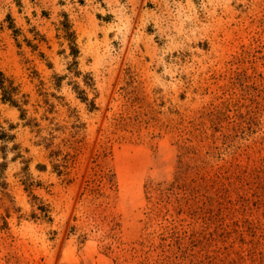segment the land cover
Here are the masks:
<instances>
[{
    "label": "rangeland",
    "instance_id": "374dc122",
    "mask_svg": "<svg viewBox=\"0 0 264 264\" xmlns=\"http://www.w3.org/2000/svg\"><path fill=\"white\" fill-rule=\"evenodd\" d=\"M0 71V264H264V0H0Z\"/></svg>",
    "mask_w": 264,
    "mask_h": 264
},
{
    "label": "trees",
    "instance_id": "16d2710c",
    "mask_svg": "<svg viewBox=\"0 0 264 264\" xmlns=\"http://www.w3.org/2000/svg\"><path fill=\"white\" fill-rule=\"evenodd\" d=\"M19 94V89L15 86L14 82L8 79L5 74L0 71V103H9L13 106L19 107L22 114H25V111L21 108L22 105L18 98ZM32 197L34 200H38L37 197ZM39 210L45 219H51L44 206L40 205ZM34 217L37 218V214H34Z\"/></svg>",
    "mask_w": 264,
    "mask_h": 264
}]
</instances>
